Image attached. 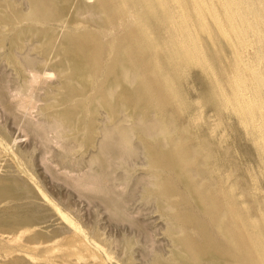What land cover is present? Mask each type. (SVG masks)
Here are the masks:
<instances>
[{"label": "rangeland", "instance_id": "obj_1", "mask_svg": "<svg viewBox=\"0 0 264 264\" xmlns=\"http://www.w3.org/2000/svg\"><path fill=\"white\" fill-rule=\"evenodd\" d=\"M79 1L0 0V264H264L253 240L264 233V136L224 104L235 79L249 84L233 45L205 11L209 39L194 0H179L192 20L155 0L137 21L116 0L87 2L99 19ZM208 6L234 44L220 5ZM177 23L198 40L193 60L177 44L185 30L170 38ZM117 119L134 150L104 154L102 127Z\"/></svg>", "mask_w": 264, "mask_h": 264}, {"label": "bare ground", "instance_id": "obj_2", "mask_svg": "<svg viewBox=\"0 0 264 264\" xmlns=\"http://www.w3.org/2000/svg\"><path fill=\"white\" fill-rule=\"evenodd\" d=\"M90 0H85V1H79L78 2V4L80 3V2H82V3H80V4H86L85 5V8L87 9L86 10V14L85 15H87V16H89V17H91L92 19H99V17H100V15H103V14H98V12H96L95 10H93V9H91V4L89 5V6H87V2H89ZM95 3H96V1L95 0H93ZM108 1V0H107ZM111 1V0H110ZM109 1V2H110ZM113 1V0H112ZM129 1H131L130 2V4H128V2ZM153 1H155V0H116V3H118V5H124V6H127V7H129V12H130V15L133 17V19H135V21H137V19L141 16V19H143L142 17L144 16V15H140L139 14V12H140V9L142 8V6H150L151 7V5H152V2ZM158 1H160V0H158ZM172 2V4H173V7L175 8V12L176 11H178L179 10V8H180V5H179V0H171ZM214 1H217V3L220 5V7L222 8V12H223V16H224V18L226 19V21H228V23H229V27H230V29H231V31H233L234 32V35L233 36H235V43L233 44V42L232 41H230V37H229V35H228V32H227V30L224 28V27H222V24H220V14L218 13V10H216L215 8H213V7H209L208 6V3L209 2H211V3H213ZM166 1L164 0V3H165ZM260 5L259 6H262V4H261V1H257ZM25 3V2H24ZM75 3V2H74ZM187 3V2H186ZM100 4V3H99ZM153 4H154V2H153ZM255 4V3H254ZM114 5V4H113ZM212 5V4H211ZM35 6L37 7V5L35 4ZM156 6H157V9H158V5L156 4ZM188 6V5H187ZM194 7H193V11H194V17L196 18V20L198 21V22H200L199 24H200V26H201V29L206 33V34H208V36H209V39L210 38H212V40H213V36H212V34L210 33V31H209V29H208V27L207 26H205L204 24H201V22H202V20L204 19V18H206V13H205V11L209 14V17H211V20L213 21V27H214V23H216V25H217V31L218 32H220V34L223 36V38H224V42H225V40H227V42H229V44H232L233 45V47H234V51H235V55H236V60L238 61V63H241L243 66H244V68H246L248 71H249V84H247V82H244L243 80L242 81H239L238 79H235V78H233V79H235L234 80V82L236 83L235 84V86H234V91H233V94H232V98H229V97H227V96H225V98H223L225 101V105L227 106V105H229V106H231V109L232 110H234V113L238 116V117H240V119H242V121L245 123L243 126H246V127H249V128H253V130L255 129V131H258V133L260 134V135H262V136H264V66H263V69H261V65L263 64L264 65V31L263 30H261V28H260V26L264 23H261V21H259L260 19H262V18H260L261 17V15L259 14V10L260 9H258V8H256L253 4H250L249 3V0H194V5H193ZM258 6V7H259ZM39 7H40V5H39ZM263 7V6H262ZM72 8H73V6H72ZM79 8H81V7H79ZM116 8H119V9H121L120 7H115V9ZM155 8V7H154ZM205 8H207V9H205ZM264 8V7H263ZM0 9H2L1 7H0ZM38 10V9H37ZM36 10V11H37ZM144 10V9H143ZM154 10V9H153ZM262 11H263V9H261ZM4 11V10H3ZM35 11V12H36ZM40 11V10H39ZM80 11H81V9H78V12H76V13H80ZM83 11V10H82ZM119 11V10H118ZM180 11L183 13V17L182 18H187V16L192 20L193 19V16L192 15H187V14H185V12H184V8H183V5H182V7L180 8ZM5 12V11H4ZM124 12V11H123ZM122 11L120 12V13H123ZM157 12H160V9H159V11H157ZM82 13V12H81ZM80 13V14H81ZM125 13V12H124ZM123 13V14H124ZM150 13V12H149ZM83 14V13H82ZM81 14V15H82ZM83 14V15H84ZM142 14H144V13H142ZM161 14V13H160ZM173 14V12L171 13V11H170V6H169V8H168V14L166 13V15L165 16H167V18H168V20L170 21V20H174L175 19V16H173L172 15ZM179 14H180V12H179ZM179 14H177V16L179 15ZM0 15H2V14H0ZM74 15H76L75 13H74ZM81 15H80V17H81ZM145 15H146V13H145ZM185 15H187V16H185ZM176 16V17H177ZM10 17V16H9ZM78 17H79V15H78ZM146 18H147V16H145ZM83 18H85V17H83ZM120 18V17H119ZM154 18V17H153ZM5 19V18H4ZM8 19V18H7ZM129 19V18H128ZM123 20V19H122ZM144 20V19H143ZM147 20V19H146ZM8 21V20H7ZM26 21V20H25ZM97 21H99V20H97ZM142 21V20H141ZM175 21V20H174ZM194 21V20H193ZM100 22V21H99ZM101 22H102V20H101ZM125 22H126V19H125ZM144 22V21H143ZM142 22V23H143ZM175 22H177V18H176V21ZM192 22V21H191ZM127 23V22H126ZM222 23V22H221ZM147 24L149 25L150 23H148L147 22ZM172 24H173V22H172ZM178 24H180V23H177V24H175V31H174V33H173V36H170V38L172 39H177V37L179 38V37H181V35H183L182 33H183V30H185V32H186V35L188 36L187 38H188V40H181V42H178L177 44H179L178 46H179V48L185 53V55L188 57V58H191V60H193L194 59V52H193V50L196 48V45L195 44H197L196 42L198 41L197 39H196V37L190 32V30L188 29V27L187 26H185V27H181L180 28V26L178 25ZM206 24V23H205ZM211 24V23H210ZM140 25V24H139ZM145 25V24H144ZM215 25V26H216ZM138 26V25H137ZM151 26V25H150ZM6 27V26H5ZM128 27V26H127ZM164 27H165V25H164ZM193 27V26H192ZM210 27H211V25H210ZM126 28V27H125ZM200 28V27H199ZM1 29H3V28H1ZM6 29H7V27H6ZM126 29H129V28H126ZM148 29H149V27H148ZM164 29V28H163ZM192 29H195V28H192ZM139 30V29H138ZM25 31V30H24ZM152 31V30H151ZM150 31V32H151ZM161 31H164V30H161ZM196 31H197V29H196ZM198 31H199V29H198ZM202 31V32H203ZM126 32V31H125ZM172 32V31H171ZM232 32V33H233ZM128 33H130V32H128ZM141 33V32H140ZM196 33V32H195ZM152 34H153V32H152ZM168 34V33H167ZM219 34V35H220ZM19 35V34H18ZM133 34H131V36H132ZM137 35V34H136ZM154 35V34H153ZM169 35V34H168ZM158 36V35H157ZM159 36H160V33H159ZM136 37V36H135ZM148 37V36H147ZM161 37V36H160ZM183 37V36H182ZM207 37V36H206ZM137 38V37H136ZM169 38V37H168ZM167 38V39H168ZM222 38V37H221ZM135 39V38H134ZM133 39V40H134ZM154 39H155V37H154ZM160 39H162V37L160 38ZM208 39V38H207ZM208 39V40H209ZM217 39V38H216ZM126 41V40H125ZM156 41H157V39H156ZM159 42H161V41H158V43ZM208 42H210V41H208ZM212 42V41H211ZM226 42V43H227ZM137 43H138V40H137V42H136V45H137ZM205 43V42H204ZM155 44V43H154ZM153 44V45H154ZM203 44V43H202ZM152 45V44H151ZM160 45V44H159ZM199 45V44H198ZM210 45H212V44H210ZM220 45H221V43H220ZM226 45V44H225ZM138 46V45H137ZM136 46V47H137ZM200 46V45H199ZM204 46V45H203ZM203 46H201L202 48H203ZM222 46V45H221ZM205 47V46H204ZM227 47H228V45H227ZM220 48H222V47H220ZM28 49V48H27ZM207 49V48H206ZM248 50H251L252 51V54L250 55V54H248L247 55V52H248ZM29 52V51H28ZM131 53H132V51H130ZM204 52H206V51H204ZM208 52V51H207ZM210 53V52H209ZM215 53V52H214ZM219 54V53H218ZM135 55V54H134ZM203 56V55H202ZM214 56V55H213ZM227 56V55H226ZM204 57V56H203ZM30 58H32V57H30ZM198 58V57H197ZM215 59H216V57H214ZM196 59V58H195ZM209 59H212V57L211 58H209ZM221 59V58H220ZM32 60H34V59H32ZM31 60V61H32ZM38 60V59H37ZM197 60V59H196ZM222 60V59H221ZM234 60H235V58H234ZM38 61H40V60H38ZM212 61V60H211ZM196 62V61H195ZM213 63V62H212ZM215 63V62H214ZM223 63H224V61H223ZM228 63H229V61H228ZM217 64V63H216ZM137 65V64H136ZM160 65H162V63L160 64ZM218 65V64H217ZM225 66V65H224ZM34 67V66H33ZM134 67V66H133ZM136 67V66H135ZM173 67V66H172ZM171 67V68H172ZM215 67V66H214ZM217 67V66H216ZM215 67V68H216ZM26 68V67H25ZM27 69V68H26ZM33 69V68H32ZM173 69V68H172ZM68 70V69H67ZM35 71V70H34ZM61 71V70H60ZM174 71V70H173ZM172 71V73H177V72H173ZM26 72H27V70H26ZM29 72V71H28ZM37 72V71H36ZM35 72V73H36ZM65 71H62V75H63V73H64ZM124 72V71H123ZM168 72V71H167ZM166 72V73H167ZM170 72V71H169ZM217 72V71H216ZM241 72H242V70H241ZM46 73V72H45ZM60 73V72H59ZM125 73H126V71H125ZM124 73V74H125ZM165 73V72H164ZM219 73V72H218ZM221 73V72H220ZM37 74H39V73H37ZM128 74L129 73H126V75L128 76ZM132 75H133V73H131ZM31 75V74H30ZM35 75V74H34ZM45 75V74H44ZM44 75H42V77L44 76ZM49 75V74H48ZM53 75V74H52ZM52 75H49V77L50 76H52ZM61 75V74H60ZM61 75V76H62ZM74 75V74H73ZM135 75L137 76V72L135 73ZM135 75H133L134 77H135ZM162 75H163V73H162ZM173 75H175V74H173ZM219 75V74H218ZM37 76V75H36ZM41 76V75H40ZM126 76V77H127ZM131 77L130 76V78H128V80L129 79H131V78H134V77ZM181 76V75H180ZM223 76V75H222ZM89 77V76H88ZM175 77V76H174ZM177 77V76H176ZM234 77V76H233ZM30 78V77H29ZM31 78H33V77H31ZM46 78V77H45ZM90 78V77H89ZM124 78H125V75H124ZM240 78V77H239ZM48 79V78H47ZM66 79V78H65ZM111 79V78H110ZM141 79V78H140ZM242 79V78H241ZM240 79V80H241ZM32 80V79H31ZM38 80V79H37ZM133 80H135V78L133 79ZM138 80V79H137ZM33 81H35V77H34V80ZM41 81V80H40ZM65 81H67V80H65ZM123 81H124V79H123ZM131 81V80H130ZM27 82V81H26ZM28 82H29V80H28ZM28 82H27V85L29 86V84H28ZM62 82V81H61ZM74 82H76V81H74ZM81 82V81H80ZM133 83L135 82V81H132ZM132 82H131V84H132ZM175 82V81H174ZM36 83H37V81H36ZM41 83V82H40ZM43 83V82H42ZM91 83V82H90ZM223 83H224V81H223ZM240 83H242V84H240ZM217 84V83H216ZM220 84V83H219ZM25 85V84H24ZM31 85V84H30ZM56 85V84H55ZM78 86V85H77ZM84 86V85H83ZM226 86V85H225ZM33 87V86H32ZM80 87V86H79ZM94 87V86H93ZM81 88V87H80ZM116 88H119L118 86L116 87ZM114 89V92L115 91H117L118 89ZM110 89V88H109ZM50 91V90H49ZM109 92L107 93V95H109L110 93H111V90H108ZM107 92V91H106ZM112 92H113V90H112ZM219 92H220V90H219ZM1 93V92H0ZM84 93V92H83ZM170 93V92H169ZM176 93V92H175ZM221 93V92H220ZM115 94H117L116 92H115ZM114 94V95H115ZM222 94H224V93H222ZM226 94V93H225ZM111 95H113V94H110V96ZM113 95V96H114ZM1 96H3V95H1ZM0 96V97H1ZM109 96V98H111L112 100H113V96L112 97H110ZM141 96V95H140ZM211 96V95H210ZM88 97V96H87ZM209 97V96H208ZM212 97V96H211ZM210 97V98H211ZM2 99V98H1ZM5 99H6V97H5ZM4 99V100H5ZM60 99V98H59ZM141 98H139V100H140ZM3 100V99H2ZM58 99H56V100H54L55 102L57 101ZM100 101V99H97V101ZM209 100H214L213 98L212 99H209ZM6 101V100H5ZM3 102V101H2ZM50 102H52V101H50ZM212 102V101H211ZM5 103V102H4ZM10 103V102H9ZM97 102H95V104H96ZM20 105H21V102L19 103ZM198 104V103H197ZM22 105H26V104H22ZM67 105V104H66ZM98 105H100V104H98ZM101 105L103 106V103H101ZM100 105V106H101ZM121 105V104H120ZM202 105H204V104H202ZM4 106V105H3ZM65 106V105H64ZM102 106H101V109H102ZM123 106V105H122ZM10 107V106H9ZM19 107H22V106H19ZM26 107H27V105H26ZM89 107V106H88ZM198 107V106H197ZM10 108H12V107H10ZM23 108V107H22ZM60 107H58V109H59ZM62 108H64V107H62ZM123 108H124V106H123ZM181 108V107H180ZM222 108H224V107H222ZM15 109V108H14ZM24 109H25V106H24ZM29 110H30V108H28ZM27 109V110H28ZM96 109V108H95ZM203 109V108H202ZM10 110H12V109H10ZM67 110V109H66ZM69 110V109H68ZM88 110V109H87ZM2 111V110H1ZM5 111V110H4ZM71 111V110H70ZM107 111V110H106ZM184 111V110H183ZM10 113H12L11 111H9ZM57 112V111H56ZM89 112V111H88ZM99 112V111H98ZM121 112V111H120ZM5 113H8V111L7 112H5ZM24 113V112H23ZM100 113V112H99ZM104 113V115L106 116V113L105 112H103ZM122 113V116H123V112H121ZM121 113H119L120 115H121ZM15 114V113H14ZM54 114H55V112H54ZM102 114V113H101ZM187 114V113H186ZM8 115V114H7ZM11 115V114H10ZM51 115H53V113L51 114ZM80 115V114H79ZM79 115H77V116H79ZM124 115L125 116H127L125 113H124ZM150 115L152 116V115H154V114H152V113H150ZM201 115V114H200ZM2 116V115H1ZM57 116V115H56ZM104 116V117H105ZM111 117V116H110ZM124 117V116H123ZM128 117V116H127ZM106 118V117H105ZM104 118V119H105ZM122 118V117H121ZM129 119L131 118V117H128ZM137 118H139L140 119V117H137ZM136 118V119H137ZM107 119V118H106ZM108 119H110V118H108ZM124 119H126V117H124ZM124 119H122V121L124 120ZM151 119H153V118H151ZM9 120V119H8ZM57 120V119H56ZM118 120H120V119H117V122H116V124L115 125H113V126H109V127H102L103 129L105 128V130H104V134H103V132H102V134H100V135H103V137L105 136V138H103V141L101 142V144H100V147H101V150L103 151V153L104 154H106V153H111V154H115V155H117L118 156V154L120 155L121 153H122V151H126V150H123V149H128V150H130V148L132 149L133 148V146H131L130 144H131V141H129L131 138H133L134 136L133 135H131L130 136V131H132V130H127V129H125L123 126H125V125H123V124H121V120L118 122ZM131 120V119H130ZM129 120V121H130ZM58 121V120H57ZM78 121H79V119H78ZM105 121H107V120H105ZM135 121V120H134ZM137 121V120H136ZM135 121V122H136ZM142 120H140V122H141ZM153 121H155V120H153ZM241 121V120H240ZM107 122H109V121H107ZM127 122H128V120H127ZM138 122V124H137V126H140V122L139 121H137ZM150 122V121H149ZM149 122H147V123H149ZM5 123V122H4ZM61 123V122H60ZM113 123H114V121H113ZM152 122H150V124H151ZM62 124V123H61ZM112 124V123H111ZM125 124H126V122H125ZM132 124H133V122H132ZM131 123H130V125H132ZM146 123H144V124H142L143 126L145 125ZM153 124V123H152ZM27 125V124H26ZM29 125V124H28ZM75 125V124H74ZM123 125V126H122ZM128 126H129V123L127 124ZM135 126H136V124H134ZM126 126V127H128V128H130V127H135V126ZM147 125V124H146ZM155 125H156V122H155ZM64 126V125H63ZM68 126V125H67ZM137 126H136V128H137ZM169 126V125H168ZM31 127V126H30ZM56 127V126H55ZM170 127V126H169ZM245 127V128H246ZM67 128V127H66ZM72 128V127H71ZM70 128V129H71ZM76 128V127H75ZM140 128V127H139ZM143 128V127H142ZM147 128H150V129H152V128H154L153 126L152 127H147ZM27 130H28V128H26ZM30 129V128H29ZM144 130L146 129V126L143 128ZM172 129V128H171ZM34 130V129H33ZM41 130V129H40ZM56 130V129H55ZM73 130H75V129H73ZM97 130V129H96ZM95 130V131H96ZM156 130H157V128L155 129V132H156ZM166 130V129H165ZM248 130V129H247ZM68 131V130H67ZM76 131V130H75ZM103 131V130H102ZM137 131V130H136ZM143 131V130H142ZM147 131V130H146ZM146 131H144V132H146ZM152 131H153V129H152ZM172 131V130H171ZM249 131V130H248ZM255 131H253V132H255ZM69 132V131H68ZM134 132V131H133ZM149 132V130L147 131V133ZM158 132H159V135L162 133L160 130L159 131H157V135H158ZM189 132V130L187 131V133ZM33 133V132H32ZM37 133V132H36ZM35 133V134H36ZM61 133V132H60ZM59 133V134H60ZM71 133V132H70ZM151 133H154V131L153 132H151ZM150 133V134H151ZM250 133V132H249ZM81 134H83L82 132H81ZM131 134H132V132H131ZM145 135H146V133H144ZM149 134V133H148ZM147 134V135H148ZM148 135V137L150 136V138H151V135L152 136H156V135H153V134H151V135ZM155 134V133H154ZM169 134L171 135V132H169ZM189 134V133H188ZM258 134V136H260ZM31 135V134H30ZM163 135V134H162ZM169 135V136H170ZM33 136V135H32ZM37 136H38V133H37ZM59 136H61V135H59ZM133 136V137H132ZM164 136V135H163ZM76 137V136H75ZM74 136H73V138H75ZM77 137H79V136H77ZM76 137V138H77ZM81 137H83V135H81ZM80 137V138H81ZM129 137H130V139H129ZM136 137V136H135ZM146 137V136H145ZM36 138V137H35ZM60 138V137H59ZM72 138V137H71ZM71 138H70V140H71ZM156 138V137H155ZM164 138V137H163ZM167 138V137H166ZM69 139V138H68ZM255 139V138H254ZM258 139V138H257ZM60 140V139H59ZM72 140H74L75 141V139H72ZM134 140V139H133ZM152 140H153V138H152ZM176 140V139H175ZM65 141V140H64ZM74 141H72V142H74ZM99 141V140H98ZM101 141V140H100ZM173 141V140H172ZM36 142V141H35ZM66 142V141H65ZM77 142H79L78 140H77ZM133 142V141H132ZM263 142V141H262ZM74 143H76V142H74ZM80 143H82V142H79L78 143V146L80 145ZM98 143V142H97ZM167 142H165V144H166ZM173 143V142H172ZM264 143V142H263ZM134 144V143H133ZM132 144V145H133ZM164 144V145H165ZM168 144V143H167ZM258 144H259V142H258ZM77 145V144H76ZM96 145V144H95ZM136 145V144H135ZM140 145V144H139ZM261 145V144H260ZM75 146V145H74ZM81 146V145H80ZM82 146H83V144H82ZM131 146V147H130ZM162 146V145H161ZM77 147V146H76ZM95 147V146H94ZM96 147H97V145H96ZM163 147V146H162ZM259 147V146H258ZM260 148H262V145L260 146ZM264 148V147H263ZM96 149H98V148H96ZM136 149V148H135ZM137 149H139V147L137 148ZM70 150V149H69ZM100 150V151H101ZM132 150H134V149H132ZM259 150V149H258ZM89 151V150H88ZM141 151V150H140ZM90 152H93V150L92 151H90ZM96 152H97V150H96ZM131 152H134V151H130V153L128 154V153H125L126 154V157L125 158H127V156H133L132 155V153ZM136 152V151H135ZM194 152H196V151H194ZM263 152V151H262ZM100 153V152H99ZM123 153V154H124ZM199 153V152H198ZM90 154V153H89ZM94 154V153H93ZM97 154V153H96ZM96 154H94V156L96 155ZM124 154V155H125ZM192 154H195V153H192ZM102 155V154H101ZM114 155V156H115ZM138 155V154H137ZM98 156H100V154L98 155ZM106 157H107V155H105ZM109 156H110V154H109ZM122 156V155H121ZM140 156V155H139ZM96 157V156H95ZM105 157V158H106ZM128 157V160H130V158ZM135 157V156H134ZM192 157H193V155H192ZM194 157H195V155H194ZM193 157V158H194ZM101 158H103V157H101ZM101 158H100V161H98L99 163H102V160H101ZM104 158V159H105ZM192 158V159H193ZM204 158V157H203ZM202 158V159H203ZM96 159H98V158H96ZM119 159V158H118ZM121 159H122V157H121ZM123 159H124V157H123ZM173 159V158H172ZM92 160H93V158H92ZM174 160V159H173ZM109 160L107 159V162H108ZM131 161V160H130ZM133 161V160H132ZM93 162L95 163V160H93ZM106 161H105V163H107ZM96 163H97V161H96ZM103 163H104V160H103ZM102 163V165H104ZM110 163H112V162H110ZM73 164V163H72ZM201 164V163H200ZM202 164H203V162H202ZM100 166H101V164H99ZM125 165V164H124ZM130 165V164H129ZM177 165V164H176ZM107 167H109V166H107ZM187 168V167H186ZM104 169H105V167H104ZM108 169V168H107ZM106 171V170H105ZM108 171V170H107ZM154 171V170H153ZM159 171V170H158ZM189 171H191V170H189ZM104 174H105V172H103ZM192 173V172H191ZM201 173H203V172H201ZM196 174H198V173H196ZM150 175V174H149ZM194 175V174H193ZM200 175V174H199ZM202 175V174H201ZM152 176V175H151ZM154 176V175H153ZM153 176H152V178H153ZM200 177V176H199ZM103 178V177H102ZM148 179H149V177H147ZM151 178V179H152ZM158 178V177H157ZM148 179H147V181H148ZM156 178L154 177V180H155ZM211 180L213 179V178H210ZM205 180V179H204ZM214 180V179H213ZM97 181V180H96ZM201 181H202V178H201ZM203 182V181H202ZM212 182H215V180L214 181H212ZM199 183V182H198ZM210 183H211V181H210ZM153 184H155V183H153ZM215 184V183H214ZM147 185V184H146ZM154 186H156V184L155 185H153V187ZM105 202H106V200H105ZM164 204V203H163ZM112 205V204H111ZM167 208H169V207H167ZM166 210V209H165ZM169 210H173L172 208L170 209L169 208ZM164 211V210H163ZM264 215V214H263ZM238 216V215H237ZM245 216V215H244ZM239 217V216H238ZM234 219V218H233ZM232 219V220H233ZM239 219H240V217H239ZM244 219V218H243ZM246 220V219H245ZM241 221H242V219H241ZM246 222V221H245ZM242 223V222H241ZM244 223V222H243ZM256 223H258V222H256ZM246 224H248V223H245V226H247ZM234 225H235V222H234ZM249 226V225H248ZM247 226V227H248ZM257 226H259V225H257ZM173 227V226H172ZM236 228V227H235ZM259 228V227H258ZM249 229V228H248ZM247 229V230H248ZM260 229V228H259ZM258 230V229H257ZM262 230V229H261ZM260 230V231H261ZM258 233H260L259 235H262V237H259L260 238V240H259V238L257 237V236H255L254 238L255 239H253V240H257V241H260V243L258 242L257 243V246H258V248H260V251H259V253H260V256L263 258V260H262V262L264 263V251L263 250H261L262 249V247H264V233L262 234V232H258ZM258 233H257V235H258ZM253 244V243H252ZM259 244V245H258ZM178 248V247H177ZM180 252V251H179ZM182 257V256H181ZM185 260V259H184ZM202 262H201V264H204V262H203V260H201ZM207 262H211V263H213L211 260H209V261H207ZM207 262L205 263V264H207ZM214 262H216V261H214ZM189 263H191V262H189ZM210 264V263H209Z\"/></svg>", "mask_w": 264, "mask_h": 264}]
</instances>
